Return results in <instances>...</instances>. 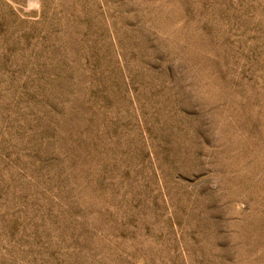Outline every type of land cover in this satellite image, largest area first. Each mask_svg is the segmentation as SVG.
<instances>
[{"label": "rangeland", "instance_id": "374dc122", "mask_svg": "<svg viewBox=\"0 0 264 264\" xmlns=\"http://www.w3.org/2000/svg\"><path fill=\"white\" fill-rule=\"evenodd\" d=\"M0 264H264V0H0Z\"/></svg>", "mask_w": 264, "mask_h": 264}]
</instances>
